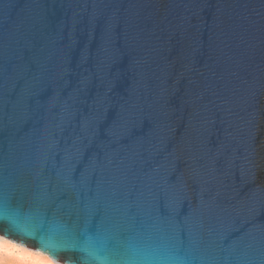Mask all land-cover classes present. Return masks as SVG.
Here are the masks:
<instances>
[{"label": "water", "instance_id": "1", "mask_svg": "<svg viewBox=\"0 0 264 264\" xmlns=\"http://www.w3.org/2000/svg\"><path fill=\"white\" fill-rule=\"evenodd\" d=\"M0 232L264 264V0H0Z\"/></svg>", "mask_w": 264, "mask_h": 264}, {"label": "clouds", "instance_id": "2", "mask_svg": "<svg viewBox=\"0 0 264 264\" xmlns=\"http://www.w3.org/2000/svg\"><path fill=\"white\" fill-rule=\"evenodd\" d=\"M0 264H63L60 257L25 240L0 232ZM130 264H151L147 258L133 257Z\"/></svg>", "mask_w": 264, "mask_h": 264}]
</instances>
